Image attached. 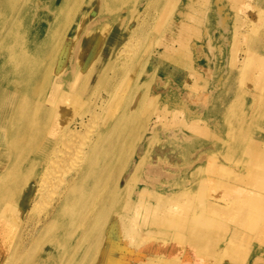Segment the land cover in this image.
<instances>
[{
	"label": "bare ground",
	"instance_id": "1",
	"mask_svg": "<svg viewBox=\"0 0 264 264\" xmlns=\"http://www.w3.org/2000/svg\"><path fill=\"white\" fill-rule=\"evenodd\" d=\"M102 1L105 8L100 4V9L109 14L116 13L120 5L129 2ZM260 1L261 9H264V0ZM98 2L99 0H0V139L4 132L9 134L8 142L0 141L2 146L8 145L0 153L8 151L28 156L22 161V166L28 163L26 171H29V186L26 185V191L33 192L31 201L35 203V210L25 206L28 208L8 218L5 213L8 200L0 196V240L8 246V252H0V264H184V260H178L179 255L195 257L198 256L194 255L195 252L203 253L202 249L209 251L205 244L207 239L213 242L211 252H226L225 245L220 249L222 242L214 236L216 230L211 225L214 220L217 223L219 220L214 213L208 211L210 205L208 209L203 205L202 189L207 188L205 182L208 171L202 167L196 172L195 186L192 182L193 189L196 188L195 196L193 193L191 195L192 189L187 190L188 181L180 184L166 181L161 192L156 191L150 183L138 187V184H134V174L140 171L139 167L133 172V179L125 177L122 180L123 185L119 177L112 179L109 175L112 167L109 155L114 148L107 146L120 145L119 137L111 136L110 132L120 128L125 120L119 115L107 132L105 127H96L97 111L102 109V113L104 112L103 95L105 98L110 95V99L115 96L112 110L121 102L117 92L123 90L127 74L136 64L131 61L123 64L129 56L126 51L129 37L122 44L112 41L104 46V53L95 54L100 40L111 41V37L117 40L124 31L120 32L118 29L109 36L85 31L74 67L68 71H65L67 63L62 58L67 49H60V42L66 43L68 37L44 45L45 36L50 29L56 25H59L57 29L60 25L72 26L82 9L85 14L95 13L93 8L89 10V6ZM183 3L185 10L181 15L184 19L162 28L163 32H168L167 39L159 42L157 48L161 51L151 50L147 56L148 61L151 58L164 59L165 56L177 59L180 52L186 53L188 60L193 57L186 35L189 32L196 33L193 42H200L199 26L194 23L192 14L188 11L196 12L199 2L185 0ZM27 13H35L32 24L29 19H21L27 17ZM238 17L239 14H236L231 20L235 22ZM259 19L264 22V13H260ZM216 21L219 28L215 30L222 34L220 41L226 47L223 37L225 34H232L234 24H228L229 19L219 15L216 16ZM76 24L81 26L82 22ZM185 28L190 31L187 32ZM128 32L132 35L134 29L130 27ZM172 34L181 35V39L177 38L178 48L173 44ZM215 36L210 37L209 42L217 40ZM71 38L75 40L77 37ZM209 46L211 49L208 60L217 64V60L223 57V47H217L214 43H209ZM244 51L243 69L248 70V82L238 91L234 81L225 84L227 93L233 97L231 117L227 120L229 106L222 95L218 97L216 103L221 105H215L211 112L216 119L220 118L221 127L218 130L222 129L224 136L219 137L214 131L211 132V140L217 142L219 147L208 158L213 160L212 165L218 157L224 163H234L241 157H245L246 164L252 160L262 163L261 170L248 167L251 178L245 177L254 181V185L264 188V139L253 137L254 133H264V23L247 30ZM188 52L191 53L190 57ZM142 57L145 59L146 56ZM138 58L139 56L136 62ZM95 62L104 63L105 70L109 64H113L111 75L104 70V83L108 88V81H112L110 87L115 94L101 92L94 95L93 99L89 96L87 102L86 95L82 99L80 91L90 90L89 85L100 72L94 66ZM235 66L232 64L231 67ZM228 70L226 67L224 72L227 73ZM255 89L258 94L253 96ZM131 97L132 99L125 100L124 107L132 106L137 101V94H132ZM248 97L260 101L246 104ZM80 111V115L71 116V112ZM121 111L125 114L128 110ZM136 127L140 131H148L150 124L140 121ZM193 127L188 128L192 131ZM78 129L85 131L80 135ZM220 145L224 146V154L216 157ZM101 171L103 173L100 175L104 178L102 182L99 175ZM9 173L15 174L13 169ZM8 178L9 174H6L0 179V184ZM247 193L248 208H243L242 213H239L243 222H247L244 218L248 215L251 217L248 221L250 227L259 226L250 228L252 232L247 229L258 247L264 248V211L255 204L261 196L251 191ZM43 205L44 209H41ZM200 205L204 206L203 212L197 213V209H201ZM15 222L17 229L14 228ZM150 227L154 229L151 230ZM156 233L162 235L154 243ZM168 233L170 236L166 237ZM176 242H180L182 246L175 247L173 244ZM168 247L169 251H159ZM86 252L92 254L90 263Z\"/></svg>",
	"mask_w": 264,
	"mask_h": 264
},
{
	"label": "rangeland",
	"instance_id": "2",
	"mask_svg": "<svg viewBox=\"0 0 264 264\" xmlns=\"http://www.w3.org/2000/svg\"><path fill=\"white\" fill-rule=\"evenodd\" d=\"M184 1L129 0V2L120 5V9L116 13L109 14L107 12L103 13L100 9V4L102 8L105 7L103 1L99 0L98 3H93L89 6L90 8L87 7L89 10L93 8L95 13L85 14L84 9H82L83 11L79 12L72 26L64 27V25H60V28L57 29L59 25H56L50 29L45 36L44 45H50L51 41L68 37L66 43L65 41L60 42L62 43L60 49L64 47L67 49V53L62 55V58L67 63L65 71H68L74 67L82 35L85 31H93L92 33L95 32L96 35L100 36H109V34L117 32L118 29L120 32L123 30L124 34L119 38L117 37V40L113 39L115 37H111V41L100 40L96 45L95 53H104V46L107 44L112 41H118L122 44V41L127 40L126 38L129 37V44L127 43L126 48L129 56L123 64H126L128 61H131L132 64L136 63L131 72L127 74L124 87L122 85L123 90L117 92V97L121 102L115 110H112V106L115 105V96L110 99V95H107V98L103 95L105 101L104 112L102 113V109L97 111L98 122L96 123V127H105L107 132L110 131V126H112L119 115H122V118L125 120V123H122L120 128H116L110 132L111 136L119 137L120 145L107 146V148H114L109 155L112 164L109 175L112 179L119 177L121 179L120 183L123 185L122 180L125 177L130 178L135 169L139 167L138 170L140 171L134 174V184H138V187H141L144 183H150L155 187L156 191L161 192V188L166 181H174L176 184L188 181L187 190L190 191L192 189L191 195L193 193L195 196L197 194L196 192L194 193L196 188H193L195 186L196 172L202 167L208 171L205 182V186L208 189H202L203 205L207 209L208 205H210L208 211L214 213L215 218L219 220V223L214 220L211 225L216 230L214 236L222 242V244L220 243V249L225 245L226 252H211L213 242L207 239L205 244L209 251L202 249L203 253L195 252L194 255H198L195 257L185 254L183 257L179 255L178 260H184L183 262L186 264H264V248L258 247L249 233L252 232L250 228H259V226L254 225L250 227L248 221L251 217L248 215L247 218H244L247 222H243L242 215H240L243 208H248L246 202L247 197H249V195L247 196L248 191L259 193L261 198L255 204L259 205L264 211V188L260 185H254V181L247 179L251 178V174L249 175L248 173L251 171L250 169L261 170L262 163L252 160L246 164L245 157L239 158L234 163L228 161V163H224L218 157L219 154H224L223 145H220V149L216 155L218 158L216 161L214 160L213 165L211 164L213 160L208 158L219 147L217 142L215 143L211 140V132L214 131L219 137L224 136L222 129L218 130L221 127L220 118L216 119L212 114V109L215 105H221L216 103L218 97L222 95L229 106L226 114L227 120L231 117L233 105L231 100L233 97L227 93L225 84L228 81H234L237 86L236 90L238 91V89L245 87V84L248 82V70L243 69L245 65V40L247 30H251L255 25L260 26L264 23L259 19L260 13H264V9H261L262 2L260 0H197L199 3L196 12H188L192 14L194 23L199 26L200 42H193V37L196 33H190V30L185 28L189 32L186 36L189 38L190 52L193 53L192 60H188V57L186 58V53L180 52L177 59L172 56H165V58L161 57L164 59L157 58L158 60H155L151 58L148 61L147 56L151 50L161 51L160 48H157L159 47V42L167 39L168 32H163L162 28L174 21L179 22L184 19V16L181 15L185 10ZM236 14H239V17L233 22L231 19ZM34 15L35 13L31 15L27 13V17L24 16L21 19H29L32 24V17ZM217 15L229 19L228 24L231 22L235 27L232 34H225L223 37L227 48L222 45L223 41H220V35L222 34L215 30L219 28L216 21ZM79 21L82 22L81 26L76 24ZM130 27L134 29L132 35L128 32V28ZM114 28L116 29L114 30ZM129 33L130 36L128 35ZM172 35H174L173 44L178 48L179 40L177 38L181 39V35ZM214 35H216L217 40L209 42L210 37ZM71 36L77 38L73 40ZM209 43H214L217 47H223V52L221 51L223 57L217 60V64L210 63L208 60V53L211 49ZM142 55L146 56L145 59H143ZM190 55L191 53L189 57ZM138 56L139 58L136 62ZM190 61L194 63H190ZM232 64L236 65L235 68L231 67ZM94 66L100 72L89 85L91 94L89 89L80 91L81 98L83 99V96L86 95L87 102L89 96H92L93 99L94 95H98L101 92L104 94H115L110 87L112 81H108V88L104 83L105 64L95 62ZM112 66L113 64H109L105 70L108 74H110ZM226 67L229 69L227 73L224 72ZM256 90L252 93L253 96L258 94ZM132 94H137V101L132 106L124 107L125 100L132 99ZM139 96L144 97L140 98ZM140 99H142V102ZM258 101L260 100L255 98L250 99L249 97L245 100L246 104H255ZM125 109L128 111L123 114L121 110ZM81 113V111L79 113L71 112V116L80 115ZM126 114L127 117H125ZM138 119L143 121V123L147 122L150 124L148 131L144 129L140 131L136 127L140 123ZM190 126H194L192 131L188 128ZM59 127L62 128V126ZM84 131L80 130L79 134L82 135ZM253 137L255 139L261 137L264 139V133H254ZM0 141L8 142L9 134L4 132ZM7 147L8 145L2 146L0 144V150L2 151L7 149ZM26 157L28 156H20L17 153L11 154L8 151L0 153V179L9 174L7 181L0 184V196H4L8 200V206L5 211L8 218L22 212L28 207L35 210V203L31 201L33 192L26 191V185L29 186V171H26L28 163L23 164L24 168L22 166V161ZM125 161L126 164L124 165ZM12 169L15 174L9 173V170ZM100 173H103V171L99 172V175ZM100 177L102 182L104 178L102 175ZM192 182H194V186ZM130 184H133V182L130 181ZM42 201L45 200L43 199ZM244 205L247 207H244ZM204 206L200 205L201 209H197V213L203 212ZM41 209H44V205ZM236 212L241 213L238 215ZM234 220H240L241 222L233 223ZM15 224L17 223H14V228L17 229ZM247 228H249V232ZM150 229L152 230L154 227H150ZM231 230L233 231L231 232ZM154 231L157 232L158 230ZM159 235L162 234L156 233L154 235V243L158 241ZM169 236L170 233L166 237ZM173 245L175 247L182 246L180 242H176ZM169 248L160 249L159 251L166 252L169 251ZM7 249L8 246L5 245V242L0 240V252H8ZM34 253L38 254L42 252ZM91 256L92 254L86 252L88 261ZM227 259L228 261H226ZM229 261L232 262L229 263ZM21 262L20 258L19 263Z\"/></svg>",
	"mask_w": 264,
	"mask_h": 264
}]
</instances>
